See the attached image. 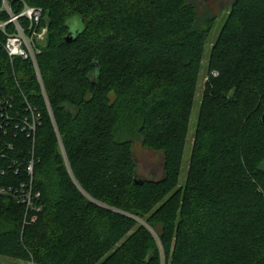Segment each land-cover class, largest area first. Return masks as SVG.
Returning a JSON list of instances; mask_svg holds the SVG:
<instances>
[{"label": "trees", "instance_id": "16d2710c", "mask_svg": "<svg viewBox=\"0 0 264 264\" xmlns=\"http://www.w3.org/2000/svg\"><path fill=\"white\" fill-rule=\"evenodd\" d=\"M9 1L16 13L43 9L46 97L32 62L11 59L0 30L9 113L30 104L41 115L35 139L0 135V167L34 153L42 207L24 226V207L0 197V262L159 264V240L167 264H264V0L232 1L206 67L217 16L196 3L210 0ZM76 17L84 28L68 43ZM135 140L163 154L162 179H135Z\"/></svg>", "mask_w": 264, "mask_h": 264}, {"label": "built area", "instance_id": "2783aa9c", "mask_svg": "<svg viewBox=\"0 0 264 264\" xmlns=\"http://www.w3.org/2000/svg\"><path fill=\"white\" fill-rule=\"evenodd\" d=\"M1 1L0 30L7 37L4 44L5 51L11 59L20 57L23 60H30L32 62L39 83L43 89V95L46 97L38 63V56L42 53L40 44L44 41L48 31L46 27H43L41 30L39 29L43 18V9L30 7L25 4L23 9L19 13H16L9 0ZM2 14H5L7 18L2 19ZM23 19L29 21L28 28H25L22 24ZM9 26L13 27L12 31H9ZM10 104L11 99L2 96L0 93V135H13L17 137L19 134H25L28 138L35 139L41 119L40 113L36 108L28 104L26 114H17L14 116L9 113ZM46 104L50 110L47 99ZM4 157L3 151L0 150V159ZM34 170V153H32L30 159L22 161L14 160L10 164L0 167V176L3 179H10V177H14L12 179H18L17 182L7 183L3 180L0 183V197H7L17 205L24 207V226L34 224L38 220V216L42 210V207L39 205L41 192L35 186ZM22 175H24V179H20ZM157 243L161 253L160 264H167L166 254L161 242L158 240Z\"/></svg>", "mask_w": 264, "mask_h": 264}, {"label": "rangeland", "instance_id": "374dc122", "mask_svg": "<svg viewBox=\"0 0 264 264\" xmlns=\"http://www.w3.org/2000/svg\"><path fill=\"white\" fill-rule=\"evenodd\" d=\"M233 0H210L209 2H198L197 5L200 6V12L203 13L205 9L210 7V10H212V14L217 16V20L214 24L213 30L209 36L208 39V45L207 50L204 58V66L206 67L208 63L209 58V52L212 44L217 39L219 32L221 30V27L223 26L224 20L226 16L229 13V7L232 4ZM208 3V4H207ZM69 30L76 32L77 29L82 30L84 27L83 22L76 18L73 20H70L67 23ZM205 67L203 68V71L201 73L197 92L195 95L194 105L192 109V115H191V123H190V129L187 136V143L184 151V157L182 161V169H181V175L179 179L180 184H184L187 178L188 173V166L190 164L193 144H194V133H195V127L198 120V114L200 109V104L202 102L203 97V91H204V84L207 81V72ZM216 76L218 75L217 72L214 73ZM133 151L135 155V161L137 164L136 170H138V177L143 179H154V180H160L164 177V156L162 153H156L151 151L150 149L144 148L140 141L135 140L133 142ZM140 222V221H139ZM140 225H143L142 222H140ZM166 254V253H165ZM159 264L161 262V253L159 252ZM0 264H35L32 260L30 261H22V260H13V261H5L4 263L0 262Z\"/></svg>", "mask_w": 264, "mask_h": 264}, {"label": "water", "instance_id": "95a60500", "mask_svg": "<svg viewBox=\"0 0 264 264\" xmlns=\"http://www.w3.org/2000/svg\"><path fill=\"white\" fill-rule=\"evenodd\" d=\"M76 18H78V17H76ZM76 18H73V19H76ZM73 19H71V20H73ZM78 19H80V18H78ZM82 22H83V20L82 19H80ZM70 21V20H69ZM68 21V22H69ZM67 22V23H68ZM83 24H84V22H83ZM68 26V25H67ZM84 28V27H83ZM83 30V29H82ZM82 30H80V29H77V31L76 32H73V31H69V33L67 34V36H66V41L68 42V43H70V42H72L74 39H75V37L79 34V33H81V31ZM262 123H263V125H264V114L262 115ZM137 174H136V176H135V179L137 178Z\"/></svg>", "mask_w": 264, "mask_h": 264}]
</instances>
